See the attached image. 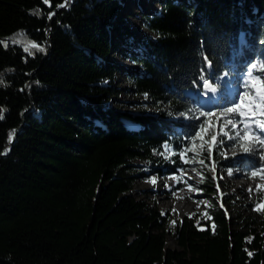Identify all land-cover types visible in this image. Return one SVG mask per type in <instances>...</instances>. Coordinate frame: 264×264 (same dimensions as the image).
I'll use <instances>...</instances> for the list:
<instances>
[{
    "label": "trees",
    "instance_id": "1",
    "mask_svg": "<svg viewBox=\"0 0 264 264\" xmlns=\"http://www.w3.org/2000/svg\"><path fill=\"white\" fill-rule=\"evenodd\" d=\"M154 2L139 42L126 22L138 0H0V264H264L263 221L236 227L216 205L204 222L169 227L132 195L133 162L169 176L189 155L202 120L187 93L207 80L229 103L225 76L243 87L251 64L260 74L264 0ZM119 51L140 67L126 72L130 91L156 114L103 107L122 93ZM219 142L202 160L226 167ZM255 155L242 163L248 175L261 167Z\"/></svg>",
    "mask_w": 264,
    "mask_h": 264
},
{
    "label": "rangeland",
    "instance_id": "2",
    "mask_svg": "<svg viewBox=\"0 0 264 264\" xmlns=\"http://www.w3.org/2000/svg\"><path fill=\"white\" fill-rule=\"evenodd\" d=\"M157 11L158 5L154 0H138L136 9L126 19L130 33L137 41L140 42L143 37L151 36L144 28L143 13ZM121 44L123 48H126L123 42ZM128 50L134 54L140 53L135 49ZM113 60L116 66L121 68L123 72L115 80L116 87L121 89L122 93L119 96L117 104L109 101L103 107H115L136 113L145 110L152 115L156 114L157 110L150 105V102L144 96H135L130 91L131 87L127 80L126 72L138 71L140 67L131 64L122 51H119L113 57ZM209 87L211 88V86ZM230 88L231 86L226 87L229 103L227 100H223L222 104H219L220 98L218 93L212 91H210L211 95L208 92L207 94L202 93L200 98H198V106L194 109L192 120L206 121L204 125L206 131L201 132L199 136L194 138L189 155L187 153V155L184 154L179 157L180 167L175 169V174L162 176L155 173L154 167H150L145 162L135 161L132 163V171L135 175L132 195L155 206L158 211L169 219V227L184 219L204 222L209 210L216 205L229 218L234 220L236 227L249 224V228H253L254 225L251 224L253 220L264 222V211L258 212L255 210L258 205H264V179L260 178L262 174L258 171V175L255 178L246 174L241 169V166L250 153H243L236 146L235 150L237 154L233 156L232 150L234 145H236V141L228 139L227 136L223 135V132H228L229 136L233 135V133L229 131L230 125H225L223 123L224 118L219 117L218 114L223 108L231 106V101L236 98L237 93L243 91V87ZM128 89L129 91L125 92ZM187 94L196 101V96ZM210 96L212 98H209ZM208 111L217 115L199 117L200 112ZM175 118L188 119L185 115H177ZM221 129H223V132ZM212 135L217 136V141L211 140ZM249 135H251V132ZM219 139L220 141L223 140V143L219 142L218 156L221 157L222 163L227 165L226 167L217 165L210 158L208 160L209 163L202 160L207 150L211 153L214 151L213 146ZM225 154H227V158H225ZM164 155L165 157H171V150H165ZM255 156L259 157V154ZM153 179H155V183H152ZM161 183L165 185L161 186ZM171 185L175 187L171 194L176 197V201L162 202V195L169 191ZM206 186H211L214 191L213 194H209L204 190ZM158 192H162V195H158ZM180 194H185L187 199L182 200ZM167 247L176 248V244L170 236H167Z\"/></svg>",
    "mask_w": 264,
    "mask_h": 264
},
{
    "label": "snow or ice",
    "instance_id": "3",
    "mask_svg": "<svg viewBox=\"0 0 264 264\" xmlns=\"http://www.w3.org/2000/svg\"><path fill=\"white\" fill-rule=\"evenodd\" d=\"M44 2L49 3V0H44ZM67 2L68 0H65L64 4L57 5V7H64ZM53 15H55L54 12L50 13L48 19L51 20ZM32 47L36 48L38 46L33 44ZM25 51H28V49H25ZM254 70H257L256 63L251 64L246 72V77L243 82V91L237 93L236 98L231 101V106L223 108L218 115L224 118L223 123L225 125H230L229 131L233 133V135L229 136L228 132H223V129H221L223 135L227 136L228 139L236 141V145H234L232 150V155L235 156L237 154L235 150L236 146H238L243 153H258L261 161L259 173L262 175L260 178L264 179V87L257 93L252 83L253 81H259L260 84L264 86V63L261 64L259 69L260 74L254 75ZM201 80H204L203 75L201 76ZM216 90L215 87L210 88L208 81L204 80V94H207L208 91L216 92ZM250 95L253 96L256 103L251 104L249 108L246 109L244 107V105L248 103L246 97ZM257 104L259 108H257ZM215 115L217 114L211 111L199 113V117H210ZM205 123L206 121H201V123L196 126L198 131L194 132L193 136H199L201 132L206 131L204 128ZM250 132L251 135H249ZM188 139L191 140L192 137ZM211 140L217 141V136L212 135ZM9 142H11V138ZM220 143L222 144L223 140H221ZM163 147L165 150H171L167 142L164 143ZM210 154L211 152H209V155ZM225 158H227V154H225ZM201 163H203V161H201ZM257 175L258 171H250L251 177L255 178ZM155 182V179H153L152 183ZM249 191H251V189H249ZM255 210L258 212L264 211V205H258ZM248 254L252 255L250 252Z\"/></svg>",
    "mask_w": 264,
    "mask_h": 264
},
{
    "label": "bare ground",
    "instance_id": "4",
    "mask_svg": "<svg viewBox=\"0 0 264 264\" xmlns=\"http://www.w3.org/2000/svg\"><path fill=\"white\" fill-rule=\"evenodd\" d=\"M165 184L164 183H161V186H164ZM175 187L173 185H171L169 187V191L165 192L164 195H162V192H158L157 194L158 195H162V202H165V201H172V202H175L176 201V197L174 195L171 194L172 190L174 189ZM180 198L183 200H186L187 199V196L185 194H180Z\"/></svg>",
    "mask_w": 264,
    "mask_h": 264
}]
</instances>
